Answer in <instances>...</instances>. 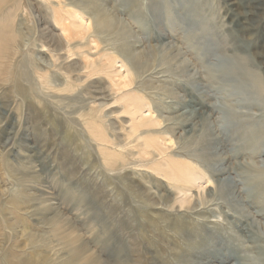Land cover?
Masks as SVG:
<instances>
[{"label": "rangeland", "instance_id": "1", "mask_svg": "<svg viewBox=\"0 0 264 264\" xmlns=\"http://www.w3.org/2000/svg\"><path fill=\"white\" fill-rule=\"evenodd\" d=\"M105 1L120 25L113 37L139 62L130 89L162 121L153 129L165 140L158 159L190 164L199 178L192 200L180 207L173 184L139 166L136 136L127 138L132 116L111 83L121 70L89 77L88 60L55 54L68 43L50 3L7 0L0 31L22 32L31 45L18 37L0 57V264H264V0ZM104 41L82 52L97 61L112 43ZM47 54L58 68L39 60ZM41 69L74 91L41 84ZM197 104L211 125L201 137L202 121L195 130L186 123ZM91 108L101 110L109 144L87 131ZM103 148L127 166L110 171ZM225 180L235 205L221 199Z\"/></svg>", "mask_w": 264, "mask_h": 264}, {"label": "bare ground", "instance_id": "2", "mask_svg": "<svg viewBox=\"0 0 264 264\" xmlns=\"http://www.w3.org/2000/svg\"><path fill=\"white\" fill-rule=\"evenodd\" d=\"M6 1L7 0H0V6L5 5ZM45 1L50 3L55 24L60 27L68 43V47L67 45H65L66 49L56 47L55 54H62L63 51H65L68 58L81 57L85 60H88L89 64L87 65L86 69H89V77H92L96 73H104L109 76L112 70L117 68V70H121L119 72H115L117 73L116 77H118V81H115V79L112 78L111 83L113 87L117 88V91H122L121 97L118 100L124 106L123 108L125 109V111H127V115L132 116V120L130 119L131 126L129 127V130L127 129V138L130 139L136 136L133 142L136 143L135 148L138 150V155H140V163L143 162L142 165L139 166L147 168L149 171L165 178L170 183H172L173 187L177 190L178 194L180 195V197L176 199L177 203L180 204V207L190 205L192 196L189 193H191L192 187L197 184L199 178L190 164L168 158H163L161 160L158 159L159 157H162L165 154L159 142L161 140L164 142L165 140L162 139L159 132L153 131V129H156L161 126L162 121L154 116V113L152 112L151 106L147 102L146 97L130 89L135 82L138 59L134 48H132L127 43H121V39L113 37V35H117L120 31V25L116 15L108 8L105 0ZM181 1L184 2L186 0ZM189 3L190 4L188 5H192L191 0L189 1ZM248 12L249 11H247V13ZM47 28H43L40 34L43 38L46 37L50 40V42H53L54 45L56 43L55 38L54 36H51V33ZM18 37L21 38L22 42H24L26 46L31 45V40L29 38H26V36L22 32H18L17 34H15L13 31H0V57L5 55V52L3 53V48L5 47L7 49L9 43L15 41ZM100 37H102V40H105L104 42L110 43L112 41V43L109 44L110 48L106 47L105 51L102 50L101 53H98L100 57L99 59L96 58V61L95 59H91V56L89 54L87 55L85 52H82V50L83 48H86L89 45H93L95 46V48L99 49ZM1 38H3V40H1ZM75 39L78 40L76 42H73ZM58 45L56 44V46ZM40 48L42 49L43 53H45L47 50L45 49L47 48L46 45H41ZM55 54H47L49 56V59L40 58L39 60L46 64V68L53 67L56 69L58 67ZM74 58L72 60H74ZM119 64L121 65L118 66ZM220 64L221 66L229 67L231 70H235V64H228L222 61H220ZM70 68H72L74 72L78 71V69L73 68L72 65L70 66ZM44 71L43 69H41L40 73L38 74V78L41 84L46 85V87H48L49 89L56 91L60 94H68L74 91L73 84L71 83V81H69L68 78V81L66 83L60 84L54 76H51L49 74L48 71ZM257 80L260 84L261 78L257 77ZM192 85L196 87V84L192 83ZM23 91L24 90L21 89V92ZM103 98L106 99L108 98V96H104ZM106 106L107 104H103L101 110L106 108ZM199 106L200 104H197V106L195 107ZM101 110L91 108L88 113L82 116V119H84L83 123L87 131L90 133L91 137L95 140V142L104 146L106 144H109L110 142L107 138L105 127L102 124ZM204 113L205 112H201L200 106L198 109H194L193 111H191L190 117L188 116L186 121V123L191 126L192 130H195L199 127L198 122H203V125H200V137L203 135V129H206L207 131V126L211 127V125L206 122L207 119ZM210 127H208V129H210ZM29 130L30 126L28 127V133L26 135L24 134L25 139L32 140V134L30 132L31 130ZM163 134L167 135L166 132ZM213 141L215 143L214 149L217 150L218 142L214 139ZM207 150L209 149L203 150L202 155H204V158L208 157L210 159L212 156V151ZM130 154L133 155V152H131ZM102 155L105 159V164L110 171H115L117 170V168H124L125 166H127L126 162L124 161L125 158L121 154L118 155L116 153H111L103 148ZM133 184L134 183L131 182L130 189L132 190V192H134V194L139 195L140 189ZM219 189L222 200L234 205L235 203H237L234 195L233 183L231 181H223L220 184ZM49 202L50 201L48 200V203ZM50 205L55 206L57 205V202H52ZM55 207L53 209H56ZM174 227L180 232L184 229V225L182 223L179 225V228L176 226Z\"/></svg>", "mask_w": 264, "mask_h": 264}]
</instances>
